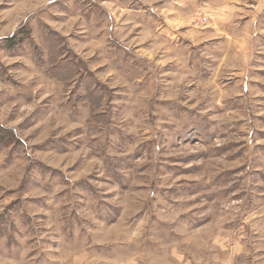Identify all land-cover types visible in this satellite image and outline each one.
<instances>
[{"label": "rangeland", "instance_id": "obj_1", "mask_svg": "<svg viewBox=\"0 0 264 264\" xmlns=\"http://www.w3.org/2000/svg\"><path fill=\"white\" fill-rule=\"evenodd\" d=\"M0 128V264H264V0H0Z\"/></svg>", "mask_w": 264, "mask_h": 264}, {"label": "trees", "instance_id": "obj_2", "mask_svg": "<svg viewBox=\"0 0 264 264\" xmlns=\"http://www.w3.org/2000/svg\"><path fill=\"white\" fill-rule=\"evenodd\" d=\"M6 43L11 45L10 46L11 48L13 47V44H12L13 40L12 39L11 40L7 39ZM60 71H61L60 67L59 68H55V69L53 68L52 73L53 74H57ZM67 73L70 74V71L68 70ZM67 73H65L64 75L62 74L61 78H63V77L66 78L67 77L66 76ZM95 97L97 98L96 94H95ZM13 138H14V134H13V132L10 129L8 130V129L0 128V144L3 143L4 145H7V144H9L10 141L13 140Z\"/></svg>", "mask_w": 264, "mask_h": 264}, {"label": "crops", "instance_id": "obj_3", "mask_svg": "<svg viewBox=\"0 0 264 264\" xmlns=\"http://www.w3.org/2000/svg\"><path fill=\"white\" fill-rule=\"evenodd\" d=\"M224 16V15H223ZM225 17V16H224ZM221 19H223L224 20V18L223 17H221ZM180 22H178V24H179ZM216 27V26H215ZM213 32V31H212ZM188 35L189 36H191V37H195V38H208V35H209V33L207 32L206 34L205 33H203V32H199V31H194V30H189L188 31ZM204 39H203V41H204Z\"/></svg>", "mask_w": 264, "mask_h": 264}, {"label": "built area", "instance_id": "obj_4", "mask_svg": "<svg viewBox=\"0 0 264 264\" xmlns=\"http://www.w3.org/2000/svg\"><path fill=\"white\" fill-rule=\"evenodd\" d=\"M204 20H205V19H204ZM204 20H203V21H204Z\"/></svg>", "mask_w": 264, "mask_h": 264}]
</instances>
